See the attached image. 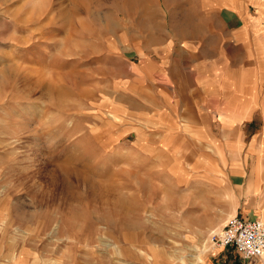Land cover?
Masks as SVG:
<instances>
[{
	"label": "rangeland",
	"instance_id": "374dc122",
	"mask_svg": "<svg viewBox=\"0 0 264 264\" xmlns=\"http://www.w3.org/2000/svg\"><path fill=\"white\" fill-rule=\"evenodd\" d=\"M232 38L254 39L253 118L163 140L154 121L181 104L172 76L189 81L190 55L227 44L235 73L251 51ZM252 142L264 153V0H0V264H264L210 242L232 215L264 219ZM195 151L221 183L194 178Z\"/></svg>",
	"mask_w": 264,
	"mask_h": 264
},
{
	"label": "crops",
	"instance_id": "0c3cea01",
	"mask_svg": "<svg viewBox=\"0 0 264 264\" xmlns=\"http://www.w3.org/2000/svg\"><path fill=\"white\" fill-rule=\"evenodd\" d=\"M238 30L244 31L247 30V28L240 27ZM241 35H243V33ZM252 41H254V39L251 38L242 44V42H237L235 38H232L231 43L237 42L236 44L245 49L247 51L246 53L251 51V54H246L247 57L243 61L245 64L241 67L237 66L235 73L231 72L229 68L235 64L237 58L234 54H228V51L230 50L228 48V44L222 51H217V53H213L210 56H204L202 54L196 55L193 53V55L188 57V62L190 63H188L186 66H183V68L188 71L190 80L184 81L182 79H178L177 75H173L172 85H167L169 88L164 91L169 92V94H173L175 98L172 100L177 103L180 102V106L177 105L176 108L174 107L171 111H169L171 115L169 112L164 111L163 115L157 116L156 121H154L157 126L159 125L162 127L159 132L163 140H166L168 136H172L176 132H181L182 135L185 133L188 135L193 132V135H195L197 139L206 141L209 140L212 133L204 126L219 127L220 130H223V133L226 134L230 127L242 124L245 120H250L253 118L254 112L258 109L257 106H253L252 104L250 106L251 112L246 113V116L243 111L245 101H243V95L246 93L249 94L258 92L259 86V75L257 67L254 64V62H256V57L253 50ZM256 56H258V53H256ZM248 63L250 65H248ZM166 68L167 66L165 64L161 65V69L164 71ZM178 75L180 74L178 73ZM181 77L183 78L182 75ZM192 77L193 79H191ZM244 78L246 79L244 80ZM248 78L250 79L249 81ZM177 79L178 81L176 82ZM248 82H250L249 85H246ZM183 94L185 97H181L179 99V96ZM229 94L232 95V98L229 97L228 99ZM191 103H194V105L190 106ZM196 106L197 108L195 109ZM192 109H195L194 114L191 112ZM221 110L222 113L220 112ZM205 111H207L208 116L205 114ZM177 126H187L189 129L188 131H185V129L179 128L180 130L176 131L175 127ZM239 134L240 133H238V135ZM224 137L226 136L222 135L220 137V141H226V138ZM244 139L245 135H241L236 139L237 144L230 146V152L233 161L232 168L236 172V177L243 176V167L240 166L241 163L238 158V155L241 152L242 142L238 143V141H244ZM212 143H215V141ZM208 144L209 146L211 145L210 143ZM226 148L227 147L225 145L223 147H220L219 145L217 148H214L216 155L213 157L221 158L225 162ZM250 148L257 151V160L254 163L253 169L255 170V173L258 174L263 167L262 156L264 153H260V144L257 148V146H255V144L252 142ZM194 155L197 159V161H195L196 163L194 168L191 169L194 171V178H197L199 182L201 180L205 181V178H210L211 181L215 183H221V181H223L224 175H221V173L216 170L215 162H213L211 158L198 151H195ZM199 158L200 160H198ZM218 164L220 166V162H218L217 165ZM235 181L237 182V178ZM199 186L201 188H205L207 185H195V187ZM248 188L252 193L256 194L259 190L257 179L254 180L252 185H248ZM224 192L226 193V196H228L230 199L232 198L231 200L233 202V195L229 189H224ZM258 205L261 209L260 215L262 218H264V197L259 200ZM238 212L244 215H253L250 210H245V207H242V209L238 210ZM225 248L236 249L234 246H227L220 250H224Z\"/></svg>",
	"mask_w": 264,
	"mask_h": 264
},
{
	"label": "built area",
	"instance_id": "2783aa9c",
	"mask_svg": "<svg viewBox=\"0 0 264 264\" xmlns=\"http://www.w3.org/2000/svg\"><path fill=\"white\" fill-rule=\"evenodd\" d=\"M210 242L222 248L234 246L244 257L264 260V221L232 215L220 229L212 231Z\"/></svg>",
	"mask_w": 264,
	"mask_h": 264
},
{
	"label": "bare ground",
	"instance_id": "6f19581e",
	"mask_svg": "<svg viewBox=\"0 0 264 264\" xmlns=\"http://www.w3.org/2000/svg\"><path fill=\"white\" fill-rule=\"evenodd\" d=\"M65 167V166H64ZM66 168V167H65ZM67 170V169H66ZM68 171H69V169H68ZM73 171H75V170H73ZM71 172H72V170H71ZM113 186V185H112ZM103 188V187H102ZM105 188H106V186H105ZM104 189V188H103ZM105 190V189H104ZM104 190H102V191H104ZM109 191V190H108ZM107 190H106V192H108ZM102 193V192H101ZM117 196V195H116ZM121 213H124V216L126 217V214H127V211H125L124 209H121ZM263 221H264V219H262ZM133 236V235H132ZM129 238H131V239H133L132 241L133 242H135L137 239H135V238H133V237H129ZM128 237H126V239H129ZM130 239V240H131ZM105 240V239H104ZM111 243V242H110ZM109 243V244H110ZM198 258V257H197ZM200 260H202V259H200Z\"/></svg>",
	"mask_w": 264,
	"mask_h": 264
}]
</instances>
